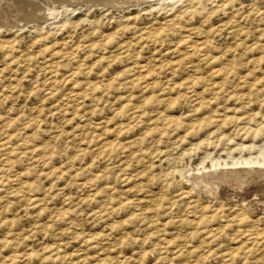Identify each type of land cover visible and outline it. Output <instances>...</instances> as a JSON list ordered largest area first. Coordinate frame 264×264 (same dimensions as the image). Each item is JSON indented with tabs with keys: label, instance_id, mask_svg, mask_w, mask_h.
Segmentation results:
<instances>
[{
	"label": "rangeland",
	"instance_id": "1",
	"mask_svg": "<svg viewBox=\"0 0 264 264\" xmlns=\"http://www.w3.org/2000/svg\"><path fill=\"white\" fill-rule=\"evenodd\" d=\"M263 187L264 0H0V264H264Z\"/></svg>",
	"mask_w": 264,
	"mask_h": 264
},
{
	"label": "bare ground",
	"instance_id": "2",
	"mask_svg": "<svg viewBox=\"0 0 264 264\" xmlns=\"http://www.w3.org/2000/svg\"><path fill=\"white\" fill-rule=\"evenodd\" d=\"M38 1H39V0H38ZM105 1H106V0H105ZM36 2H37V1H36ZM47 2H48V1H47ZM70 2H72V1H70ZM70 2H69V3H70ZM73 2H74V1H73ZM90 2H91V1H90ZM126 2H128V1H126ZM45 3H46V2H45ZM50 3H51V2H50ZM47 4H48V3H47ZM60 4H61V3H60ZM41 5H42V4H41ZM67 5H68V4H67ZM51 7L53 8L54 6H51ZM39 9H40V8H39ZM44 9H45V8H44ZM28 10H29V9H28ZM38 11H39V10H38ZM27 13H28V12H27ZM37 13H38V12H37ZM10 15H11V14H10ZM13 16H15V15H13ZM31 16H32V15H31ZM38 16H39V15H38ZM36 17H37V15H36ZM2 18H3V17H2ZM10 21H11V20H10ZM5 22H6V21H5ZM7 24H8V23H7ZM247 162H248V161H247ZM249 163H250V162H249ZM245 165H247V164H245ZM257 165H258V163H257ZM225 167H227V166H225ZM236 167H238V166H236ZM241 167H243V166H241ZM246 167H248V166H246ZM251 167H252V166H251ZM233 168H234V167H233ZM256 168H257V167H256ZM258 168H259V167H258ZM241 169H242V168H241ZM253 169H254V168H253ZM259 169H260V168H259ZM261 169H262V168H261ZM261 169H260V170H261ZM237 170H238V169H237ZM244 170H245V169H244ZM249 170H250V169H249ZM262 170H263V169H262ZM231 171H232V170H231ZM238 171H239V170H238ZM246 171H247V170H246ZM250 171H251V174L254 175L255 172L252 171V170H250ZM207 172H208V171H207ZM214 172H216V171H214ZM242 172H244V171H242ZM257 172H262V171H257ZM219 173H220V172H219ZM225 173H226V172H225ZM229 173H230V172H229ZM236 173H237V171H236ZM245 173H246V172H245ZM245 173H244V174H245ZM249 173H250V172H249ZM262 173H263V172H262ZM197 174H198V173H197ZM221 174H222V172H221ZM221 174H220V175H221ZM231 174H232V173H231ZM251 174H250V175H251ZM257 174H258V173H257ZM208 175H209V177L213 178V180H214V178H217L216 175H219V174H216V173H215V175H214V173H212V174L208 173V174H207V177H208ZM210 175H211V176H210ZM197 176H198V175H197ZM239 176H240V175H239ZM254 176H255V175H254ZM204 177H205V176H204ZM220 177H222V175H221ZM259 179H260V178H259ZM203 180H204V179H203ZM231 180H232V179H231ZM207 182H208V180H207ZM204 183H205V182H204ZM214 184H215V183H214ZM233 184H234V183H233ZM246 184H247V183H246ZM212 185H213V184H212ZM204 186H205V185H204ZM204 186H203V187H204ZM244 186H245V185H244ZM256 186H257V185H256ZM218 188H219V187H218ZM241 188H242V187H241ZM263 188H264V187H263ZM208 189H209V188H208ZM261 190H262V188H261ZM256 191H258V190H256ZM262 191H263V190H262ZM223 192H224V191H223ZM263 193H264V192H263ZM260 194H261V193H260ZM254 195H255V194H254ZM262 196H263V195H262ZM248 197H249V196H248ZM255 197H256V196H255ZM249 198H250V197H249ZM242 199H243V198H242ZM244 199H245V198H244ZM251 199H252V200H251ZM251 199H250V200L248 199V200L250 201V202H248V203H251V204H257V203H260V202H261V203L264 202V197H263V198H260L259 201H257L258 199H257V200H254L253 198H251ZM246 200H247V199H246ZM243 202H244V204H246V201H245V200H244ZM261 203H260V204H261ZM261 205H262V204H261ZM256 206H257V205H256ZM251 238H252V237H251ZM256 239H257V238H256ZM253 240H254V239H253ZM255 241H256V240H255ZM257 241H259V240H257Z\"/></svg>",
	"mask_w": 264,
	"mask_h": 264
}]
</instances>
